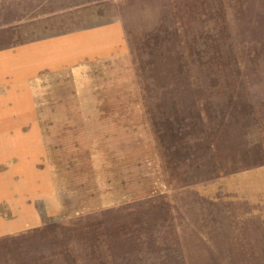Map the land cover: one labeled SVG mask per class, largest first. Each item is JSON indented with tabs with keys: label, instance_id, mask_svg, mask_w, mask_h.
Listing matches in <instances>:
<instances>
[{
	"label": "rangeland",
	"instance_id": "obj_1",
	"mask_svg": "<svg viewBox=\"0 0 264 264\" xmlns=\"http://www.w3.org/2000/svg\"><path fill=\"white\" fill-rule=\"evenodd\" d=\"M119 8L125 52L0 79V264H264V0Z\"/></svg>",
	"mask_w": 264,
	"mask_h": 264
},
{
	"label": "crops",
	"instance_id": "obj_2",
	"mask_svg": "<svg viewBox=\"0 0 264 264\" xmlns=\"http://www.w3.org/2000/svg\"><path fill=\"white\" fill-rule=\"evenodd\" d=\"M130 0H31L30 17L21 3L15 0V18L12 24L17 34H23L28 22H31L32 34L38 36L25 43L23 40L15 46L0 47V79L9 76L10 83L23 77V65L18 63V55L24 51L64 53L66 65L72 61L97 60L127 50L125 24L119 15L93 14L102 5L119 6ZM7 2V0H0ZM89 11L91 14L89 15ZM89 19V20H88ZM8 20H0V29L8 28ZM37 28V29H36ZM19 31V32H18ZM1 219V217H0ZM4 218L1 234H9L19 227H11ZM15 222H13L14 225ZM22 226V223L20 224Z\"/></svg>",
	"mask_w": 264,
	"mask_h": 264
}]
</instances>
